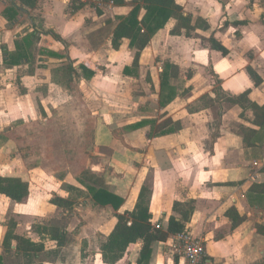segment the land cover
Segmentation results:
<instances>
[{
  "label": "rangeland",
  "instance_id": "obj_1",
  "mask_svg": "<svg viewBox=\"0 0 264 264\" xmlns=\"http://www.w3.org/2000/svg\"><path fill=\"white\" fill-rule=\"evenodd\" d=\"M204 1L207 0H177L184 11L191 12L193 16L200 11L210 16ZM223 1L229 2V5L231 1L237 2V0ZM44 2L37 1L35 14L46 12L44 8L47 5H43ZM78 5H82L78 9L83 10L79 14H77L79 11H74ZM243 5L244 7L253 5L256 14L264 12V0H242L235 10ZM133 7L132 0H125V4L121 7L114 6L107 0H70L66 10L69 15H66L64 11L63 15L56 13L51 16V23L57 26V29L54 28L56 32L67 35L71 46L68 54L69 62L75 65L83 63L85 67L94 70L95 76L86 80L82 78V81L75 84L69 92L50 83L49 70L66 64L67 59L62 58L64 56L55 58L47 53L48 47L53 44L48 42L49 40H40L42 39L40 37L37 44L26 47L29 57L27 68L18 72L13 89L5 93L0 92V117L7 114L9 107H13L10 119H5V122L0 125V150L3 149L2 153L0 152L2 155L0 171L3 175L20 177L29 182V193L35 199L26 204V201L15 203L3 196L0 197L2 228L0 255L3 258V264L24 262L22 255L15 256L11 253L4 256L1 249L5 224L13 220L17 224L15 233L34 241H39L41 238L32 232L33 225H56L57 220L62 225L71 224V232L67 236L65 248H61L58 255L51 258H54V261L58 260L57 264L85 263L81 260L84 256L81 239L90 235L97 224L105 222L107 217L105 213L99 211L101 209L97 205L92 204L85 189V185H93L92 182L96 176L103 177L107 168V157L110 156L111 149L101 144H106L105 137L109 135L118 141L111 142L113 148L121 149L120 145L124 147L127 145L124 138L131 132L142 128L149 129L148 126L134 128L137 121L145 117L157 121L165 115L161 114L156 105L158 74L164 61L176 63L184 60L186 63V67L182 68L183 71L179 70L184 72L182 76L180 78L177 76L172 82L176 86L175 100L166 114L174 110V113L178 115L188 89L195 87L198 89L197 96H199L195 102H199V107H205L204 111H212L214 122L209 123L210 133H216L220 128L221 115L226 113L228 118L230 117L226 125L233 121L231 119L235 114L230 113L229 110L237 106L228 104L225 95L211 105L207 99L214 100V92L218 88L214 82L211 67L199 69L193 63L189 64L188 56L191 50L180 56L179 45L175 40L171 41L166 31L159 30L149 38L147 46L139 55L138 67L133 70L136 73L135 77L133 79L123 77L122 69L128 67L126 65H132L136 51L128 47L127 41H124L118 50L111 49L110 37L115 27ZM20 12L19 18L14 21L20 23L22 27L24 24L25 27L31 25L32 18L27 14L28 12L24 10ZM143 15L144 10H140L138 19L141 20ZM216 17H218L216 22L219 23L221 16L218 14ZM220 32L223 35L218 34ZM27 36H23L21 31L19 32L13 26L12 29L6 28V33H1L0 41H5L3 46L13 50L15 43H21ZM219 37L223 40L235 39L234 33L230 32L225 37V30L217 28L214 38ZM194 41L199 43V47H210L208 43L200 39ZM55 47L58 46L55 45ZM217 62H219L218 59ZM193 73H196V78L189 80L188 76ZM205 85L212 87L210 92L212 95H202L206 92ZM24 92L26 93L23 94ZM19 107H21V113ZM237 108L240 109L238 114L240 119L246 123L252 121L253 115L249 108L240 106ZM217 123L219 126L215 129ZM96 135L98 140H95ZM77 178L83 180L84 184H80ZM68 184H78L80 189L85 191L84 197L77 201L70 212L62 213L49 201L53 196L63 194L66 197ZM189 204L185 203L183 208L185 209ZM42 241L47 249L55 243L47 237H42ZM89 241H91V247L97 248L101 240L96 234L90 236L87 239L88 243ZM40 259H44L43 255H40Z\"/></svg>",
  "mask_w": 264,
  "mask_h": 264
},
{
  "label": "crops",
  "instance_id": "obj_2",
  "mask_svg": "<svg viewBox=\"0 0 264 264\" xmlns=\"http://www.w3.org/2000/svg\"><path fill=\"white\" fill-rule=\"evenodd\" d=\"M27 1L31 6L21 2V0H0V35L1 33H6V28L12 29L14 26L19 32L21 31L23 36H30L28 39L30 45L37 44L40 37L42 38L40 40H49L48 42L53 45L48 47L47 53L61 54L64 56L62 58L67 59L66 63H68V54L71 46L68 43L66 33L61 32L59 34L56 32L57 26L51 23V16L56 15V13L63 15V11L66 15H69L66 10L70 0H62L61 2L59 0H43L45 2L42 4L47 5L44 8L46 12H39V15L34 13L36 12L38 0ZM240 1L242 0H237L238 3L231 1L229 5V2L223 0H207L204 1V4L207 7V12L211 15L207 16L205 12L200 11L197 12L196 16H193L191 12H185L182 5L175 0L184 15L192 16L193 23L197 18L205 20L209 29L206 32L198 31L199 36L207 38L212 35L214 38V32L217 28L225 30V37L230 32L234 33L235 39L226 38V40H223L221 37L214 38L228 50V55L225 57L210 47H199V43H195L194 40L200 38L171 36L169 28L172 22L167 24L160 32L166 31L171 41L175 40L179 45L180 56H182V53L191 50L188 56L189 64L193 63L199 69H206V67L210 66L215 84L218 80L219 84L217 86H220L225 95L236 97L248 91L247 98L252 103L263 106L264 24L261 17L264 16V12L261 11L256 14L253 5L251 7H244L243 5L235 10ZM11 2L23 9L24 12H28L27 14L32 18L31 25H26L25 27L24 24V27H22L20 23L15 22L19 18V13L15 21L6 19L4 11ZM81 9L77 10V12L79 11L77 14L82 13L83 10ZM218 14L221 16L219 23L216 22L218 20L216 15ZM62 18L64 19V17ZM235 20L244 21L245 24L235 26L232 24V21ZM47 30H52L66 43L65 52L60 42L53 39L50 35L44 34L43 31ZM205 33L207 35H204ZM218 34L223 35L222 32ZM23 39L21 43L16 42L15 45H24ZM3 42L0 41V92L5 93L13 89L18 72L26 70L27 62L17 66L6 64V54L15 51V48L8 50L6 46H3L5 45ZM55 45L58 47H55ZM217 59L219 62H217ZM165 62L173 63L167 60L161 64L158 74L156 100V105H158L157 107H159L161 114L165 115L157 121L149 117L139 120L154 121V124L148 122L145 126H148L149 129L142 128L131 132L124 138L127 145L125 147L120 145L121 149L113 148L111 145V142H118L113 136H106V144H101V146L111 149L110 156L107 157V168L103 174L105 186L110 193L122 199V204L116 211L110 207H99L101 209L99 211L105 213L107 217L104 220L105 222L97 224L90 235L81 239L84 246L82 249L84 250V256L81 260H84V264H104L101 261L98 247H91V241L88 243L87 239L97 234L101 240L100 242L104 241L117 222L113 214L131 212L135 207L141 187L146 186L150 192L149 211L152 215L151 223L153 226L159 225L163 230H166L169 218L180 219V213L184 210L183 206L185 203H190L189 206L192 208V213L186 224V229L193 237L203 241L205 255L201 264H264V202L258 204L257 201L249 198L251 197L250 195H254L253 193L249 194V189L252 185L264 184V146L245 148L241 139L235 134V129L240 125L256 130L257 128L251 122L246 123L239 118L240 109L236 105L237 107L229 110L230 113L235 114L231 119L233 121L226 125V121H229L230 117L228 118L226 113L221 115V126L217 129L216 135L212 136L209 129V123L214 120L211 110H203L193 114L187 113V107L191 106L199 97L197 96L198 89L195 87L194 89H188V93L182 100L184 104H182L178 115L174 113V110L166 114L175 98L165 107H161L159 104L160 73ZM173 64L180 71H183L182 68L186 67L184 60ZM80 65L85 66L83 63L79 65L73 64L78 73ZM126 66H130V64ZM248 68L261 80L259 86L256 87L254 85L248 74ZM52 69L49 70V75ZM87 69L94 72L91 68ZM180 71L179 78L184 73ZM123 77L134 78L125 75ZM188 77L189 80L196 78V73ZM80 81H82V77L79 78L77 84ZM50 83H52L51 79ZM205 86L204 90L206 92L202 95H212L210 93L212 87L209 85ZM178 91L179 89L177 88ZM21 107H19V111ZM22 109L24 110V107ZM12 111L13 107H9L7 114H3L0 117V125L5 122V119H10ZM166 119H170L175 124L178 123L179 129L173 134L149 138L147 135L152 131L153 126L160 124ZM96 139L98 140V135H96ZM2 150H0L1 153ZM0 175L6 176L1 171ZM27 183L29 184V182ZM68 185L81 188L78 184V186L74 184ZM28 189L30 191V188ZM0 197L2 196L0 195ZM59 197H64V195L62 194ZM34 200L29 193L23 201L29 204L30 201ZM175 203L177 204V211H173ZM230 209L233 210L231 213L233 217L226 214ZM235 214L242 218V221L236 227H233ZM70 226L71 224L66 226L68 234L71 232ZM0 230L2 232L1 226ZM32 241L37 242L38 240ZM174 243L175 235H170L165 242L154 243L148 264H185L184 260L174 253ZM52 244L53 246L48 249L45 247V250L56 249V244ZM141 244V241H137L135 244L130 245L123 257L115 264H136ZM57 261L53 263L44 262L43 264H57Z\"/></svg>",
  "mask_w": 264,
  "mask_h": 264
},
{
  "label": "trees",
  "instance_id": "obj_3",
  "mask_svg": "<svg viewBox=\"0 0 264 264\" xmlns=\"http://www.w3.org/2000/svg\"><path fill=\"white\" fill-rule=\"evenodd\" d=\"M27 1V0H21ZM114 6L121 7L125 4V0H107ZM134 7L130 10L126 17H123L121 22L115 27L110 37V47L113 50H118L123 40L128 41V47L134 49L135 57L132 62V67L128 66L123 69V75L135 77L138 67V58L140 53L145 49L148 44L149 38L153 36L159 30L166 27L167 24L172 22L169 28V34L171 36L192 38L197 37L209 43L212 50L225 57L228 55V50L222 46L217 40L210 37L204 38L198 35V31L206 32L209 27L205 20L197 18L194 23L190 15H184L181 7L178 6L175 0H132ZM28 4V2H27ZM29 5V4H28ZM31 6V4L29 5ZM72 6V5H71ZM82 5L74 8L78 10ZM13 2L5 9V17L9 21L16 19V16L20 11ZM140 10H144V15L141 20L138 19ZM72 13V11H71ZM264 24V16L261 17ZM235 26L245 24L244 21H232ZM44 34L50 35L53 39L60 42L63 45L64 52L66 50V43L52 30L43 31ZM30 36L23 39L24 45H16L15 51L11 54H6V64L11 66L20 65L23 62H28L27 50ZM51 56L61 57V54L49 53ZM78 71L74 68L73 64L68 62L53 68L50 71L51 82L61 89L69 92L73 89V86L79 82V78H90L94 76V72L87 69L85 66L80 65ZM248 74L252 79L254 85L259 86L261 80L259 77L248 68ZM179 76V69L176 65L165 62L163 64L162 72L160 73V94L159 104L161 107L168 105L172 99L175 98L176 86L171 83L175 78ZM216 84H219L217 80ZM225 94L218 86L215 91V99L207 98L210 105L218 98H222ZM226 96V102L228 104L237 105L242 108H249L252 112L253 118L251 124L257 128L251 129L240 125L235 134L241 139L245 148L254 146H264V105L258 106L252 103L248 98V91L236 96ZM209 105V106H210ZM199 102H194L191 106L187 107V113L193 114L202 111L205 107H199ZM208 107V106H207ZM154 121H138L135 123L134 128H141ZM170 119H166L158 125H154L152 131L147 135L150 137H160L169 134H173L179 129V124L176 123V127ZM219 123L215 124L217 129ZM214 132L212 136H215ZM85 177V176H84ZM80 184H84L80 178H77ZM92 186L85 185L86 192L90 197L93 204L98 207L105 208L110 207L116 211L122 204V199L118 196L110 193L105 186V181L102 176H96L92 182ZM66 197L53 196L49 203L59 209L62 213L70 212L75 206L77 201L83 196L84 192L80 188L72 185L67 186ZM28 183L20 177L13 176H1L0 175V195L15 203H21L28 196ZM149 190L146 186H142L138 195L137 202L134 209L131 212H124L123 214L114 213L113 216L117 219V222L104 241L100 242L98 246L101 261L104 264L117 263L126 252L127 248L135 244L137 241H141V248L138 252V259L136 264H148L152 245L156 242H165L170 235H176L181 232H186V224L189 221V217L192 213V208L188 205L181 211L180 219L170 217L166 230L162 228L156 229L152 223V215L149 211ZM251 199H254L258 204H262L264 201V184H254L249 189ZM248 196V195H247ZM259 199V200H257ZM177 204L173 205V211H177ZM232 209L226 212L228 216H231ZM233 217V216H231ZM242 218L234 215L233 227H236ZM16 222L8 221L5 224V232L3 234L1 247L3 255L8 256L13 253L15 256L22 255L24 257L23 264H43L44 262H54V258L60 252V249L65 246L68 233L66 232V224H61L60 221L56 222V225H33L31 230L41 240L33 242L30 238L18 235L15 233ZM42 237H47L56 243V249L45 250ZM40 255H43L44 259H40ZM51 258V259H50ZM3 258L0 257V264Z\"/></svg>",
  "mask_w": 264,
  "mask_h": 264
},
{
  "label": "built area",
  "instance_id": "obj_4",
  "mask_svg": "<svg viewBox=\"0 0 264 264\" xmlns=\"http://www.w3.org/2000/svg\"><path fill=\"white\" fill-rule=\"evenodd\" d=\"M159 229V225L154 226ZM173 251L185 264H201L205 255L203 241L193 237L188 231L175 235Z\"/></svg>",
  "mask_w": 264,
  "mask_h": 264
}]
</instances>
